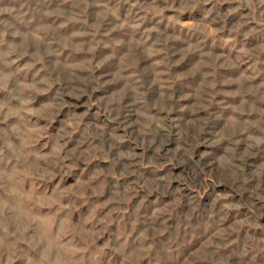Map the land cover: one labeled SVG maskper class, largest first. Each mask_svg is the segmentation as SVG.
<instances>
[{
    "label": "rangeland",
    "instance_id": "rangeland-1",
    "mask_svg": "<svg viewBox=\"0 0 264 264\" xmlns=\"http://www.w3.org/2000/svg\"><path fill=\"white\" fill-rule=\"evenodd\" d=\"M0 264H264V0H0Z\"/></svg>",
    "mask_w": 264,
    "mask_h": 264
}]
</instances>
